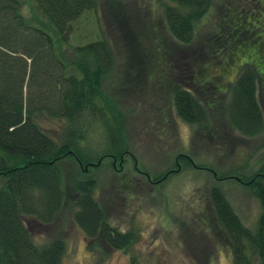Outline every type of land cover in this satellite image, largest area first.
I'll return each instance as SVG.
<instances>
[{"label":"rangeland","instance_id":"374dc122","mask_svg":"<svg viewBox=\"0 0 264 264\" xmlns=\"http://www.w3.org/2000/svg\"><path fill=\"white\" fill-rule=\"evenodd\" d=\"M22 2L24 13L31 16V1ZM163 2L99 0L97 9L75 25L72 46L104 35L116 51V68L102 80L101 92L120 116L122 143L116 146L119 151L110 153L112 139L105 125L93 123L79 144L82 153L92 157L93 168H80L70 159L62 162L67 194L61 220L67 244L62 264H132V259L139 264H235L210 194L214 188L223 192L249 227L261 212L255 193L228 171L248 164L246 178L260 172L264 135L244 138L229 125L226 109L241 67L255 66L264 73V0H212L209 14L197 25L188 47L176 43L168 32ZM232 20L238 23L233 42L221 44L217 35L232 32ZM211 44L215 47L209 48ZM61 53L70 58L69 49ZM191 58L202 65L200 71L215 66L219 72L214 78L221 83L214 82L215 88L194 87L209 115L206 127L183 122L173 105L171 71L178 70L175 81L184 85L193 76L194 65L185 63ZM206 61L215 62L204 65ZM208 74L218 73L214 69ZM203 77H195L198 85L205 84ZM258 83L264 108V75ZM36 120L54 138L65 127L61 119L38 115ZM169 171L172 174L164 182H157ZM80 179L96 182L94 196L114 228L135 232L136 240L128 250H113L101 239L91 250L85 234L70 223L67 214ZM61 225L48 230L54 233Z\"/></svg>","mask_w":264,"mask_h":264},{"label":"trees","instance_id":"16d2710c","mask_svg":"<svg viewBox=\"0 0 264 264\" xmlns=\"http://www.w3.org/2000/svg\"><path fill=\"white\" fill-rule=\"evenodd\" d=\"M30 1L34 9L27 16L22 0H0V264H62L67 251L61 221L67 201L62 162L70 159L80 168H93L92 157L79 147L86 138L83 133L93 123L105 125L112 139L110 153L119 151L116 146L122 143L120 116L101 92V82L115 70L117 57L104 35L72 46L77 21L94 12L99 0ZM162 5L168 32L176 43L188 47L197 25L209 14L212 0H164ZM232 22V32L217 35L221 44H232L233 32L238 31L237 21ZM212 46L215 44L209 48ZM65 48L71 52L68 60L61 53ZM223 48L216 51L223 53ZM188 60L185 63L195 68L184 85L175 81L178 70L171 71L173 105L183 122L206 127L209 115L194 90L215 88L214 82L221 83L214 78L219 72L215 66L211 69L216 75L208 74L212 70L200 71L201 64ZM261 75L264 73L255 66L241 67L227 104L229 125L247 139L264 135L258 85ZM199 76L203 86L195 81ZM38 115L65 121L57 138L41 128ZM180 157L193 163L187 156ZM246 167L248 164L228 173L239 176L261 203L253 227L243 222L219 189L212 190L210 200L230 242L234 263L264 264V167L248 178ZM171 174L169 171L156 180L162 183ZM74 189L77 195L67 215L90 241L89 248L95 250L96 240L101 239L113 250H128L136 234L123 233L108 222L94 196L96 182L80 179ZM56 225H61V230L49 232ZM132 264L139 263L132 259Z\"/></svg>","mask_w":264,"mask_h":264},{"label":"flooded vegetation","instance_id":"af4514ba","mask_svg":"<svg viewBox=\"0 0 264 264\" xmlns=\"http://www.w3.org/2000/svg\"><path fill=\"white\" fill-rule=\"evenodd\" d=\"M121 163H122V165H123V161H122ZM122 165H121V166H122ZM97 166H98V165H97ZM147 178H148V177H147ZM148 179H149V178H148Z\"/></svg>","mask_w":264,"mask_h":264}]
</instances>
